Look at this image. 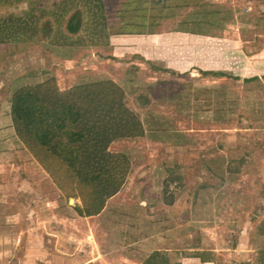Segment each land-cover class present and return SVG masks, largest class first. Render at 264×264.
Returning a JSON list of instances; mask_svg holds the SVG:
<instances>
[{
  "label": "rangeland",
  "instance_id": "obj_1",
  "mask_svg": "<svg viewBox=\"0 0 264 264\" xmlns=\"http://www.w3.org/2000/svg\"><path fill=\"white\" fill-rule=\"evenodd\" d=\"M158 1L102 0L95 20L92 0L66 12L61 0H0V20L31 11L38 28L0 44V264H36L26 250L38 236L48 254L89 264H263L264 0ZM47 77L61 92L112 80L153 131L110 144L131 170L88 223L11 124L12 93Z\"/></svg>",
  "mask_w": 264,
  "mask_h": 264
},
{
  "label": "trees",
  "instance_id": "obj_2",
  "mask_svg": "<svg viewBox=\"0 0 264 264\" xmlns=\"http://www.w3.org/2000/svg\"><path fill=\"white\" fill-rule=\"evenodd\" d=\"M169 1L158 3L168 5ZM92 2L96 12L91 17L101 19L102 0ZM70 5L75 9L79 4L77 0H61L60 9L66 12ZM80 19L73 14L66 29L76 32ZM103 31V26L92 25L89 35L99 39ZM37 32L36 15L31 11L20 19L0 20V44L33 39ZM123 97L122 88L109 79L81 83L61 92L52 77L36 85H23L10 97L15 136L63 196L79 202L74 209L80 217L98 215L127 182L131 163L123 153L109 151L110 144L144 135L142 123L126 107ZM168 188L162 190L166 205L174 198ZM259 257L264 261V251Z\"/></svg>",
  "mask_w": 264,
  "mask_h": 264
},
{
  "label": "crops",
  "instance_id": "obj_3",
  "mask_svg": "<svg viewBox=\"0 0 264 264\" xmlns=\"http://www.w3.org/2000/svg\"><path fill=\"white\" fill-rule=\"evenodd\" d=\"M215 69V68H214ZM254 79H255V81L256 82H258V84L260 85V86H262V85H264V69L263 70H260V73L259 74H256L255 76H254ZM139 114V113H138ZM142 116H144V114H141ZM147 115V114H146ZM148 116V115H147ZM148 117H150V116H148ZM145 128V127H144ZM151 133V132H153L152 130H147L146 128L144 129V135H145V133L147 134V133ZM165 132H167V131H165ZM169 132V131H168ZM170 133V132H169ZM136 139V138H135ZM134 139V140H135ZM120 140H123V139H120ZM114 143H116V142H114ZM173 203V202H172ZM142 205H144L145 206V203H143L142 202ZM171 205V204H170ZM166 206H169V205H166ZM146 207V208H145ZM145 207H142L143 209H140V212L143 210V211H145V209H147V206H145ZM90 217H92V218H95V216H90ZM90 217H88V218H86L85 217V219H86V221H87V219L89 220V219H92V218H90ZM87 223H88V221H87ZM260 234L261 235H264V231H262L261 229H260ZM36 239H38V243H40V244H38V245H41V248L40 247H38L36 244V246H34L35 247V251H34V248H33V246H32V249L30 248L29 250H26V253H33L34 254V252H35V255H33V257H34V259L37 257V259H36V264H89L91 261H93V259H98V258H93V259H91V260H89V261H84V262H82V261H78L77 259H75V257H74V253L75 252H70L69 254H67V255H65V254H62V256H60V255H58V254H48L46 251H47V248H46V246H48V244H45L44 242L45 241H43V238H41V239H39V236L36 238ZM40 241V242H39ZM31 245H33V244H31ZM262 251H264V249L262 250ZM262 251H259V252H262ZM53 252H56V251H52L51 253H53ZM72 253V254H71ZM74 254V255H73ZM38 255V256H37ZM73 255V256H72ZM100 257H101V255H100ZM262 263L264 264V261L262 260Z\"/></svg>",
  "mask_w": 264,
  "mask_h": 264
}]
</instances>
